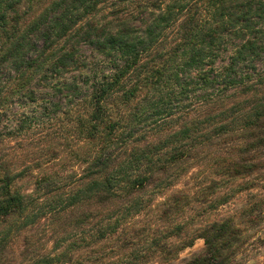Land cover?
<instances>
[{
    "label": "trees",
    "instance_id": "16d2710c",
    "mask_svg": "<svg viewBox=\"0 0 264 264\" xmlns=\"http://www.w3.org/2000/svg\"><path fill=\"white\" fill-rule=\"evenodd\" d=\"M42 1L0 0V264H231L195 223L264 177V0Z\"/></svg>",
    "mask_w": 264,
    "mask_h": 264
},
{
    "label": "rangeland",
    "instance_id": "374dc122",
    "mask_svg": "<svg viewBox=\"0 0 264 264\" xmlns=\"http://www.w3.org/2000/svg\"><path fill=\"white\" fill-rule=\"evenodd\" d=\"M41 3H44V0ZM24 10V6L20 8L21 12ZM11 110L12 113L17 114L24 112L23 109L15 106ZM43 131L41 129H32V131H26L18 138L5 141L7 149L13 150V153L16 154V160H14L13 164H16L18 168H21L20 165L31 164L32 160L38 157L39 149L46 148L45 146L38 145V138L41 134H44ZM45 134L47 136L46 140H48L46 150L50 148H62V144L64 143L62 137L64 136L59 128L48 127L45 129ZM252 178L256 179L255 184H257V187L255 186L253 189L234 196L231 188H237L236 186L239 181L235 183L234 187L228 185L220 189L217 195L230 196L228 197L229 201L220 205L214 211H208L204 217L198 214L196 217L197 223L195 225L197 226L221 220H230L235 227L240 229V244L235 249V253L230 260L231 264H264V201H262L264 200V189L262 188L264 177L254 175ZM192 183L193 181H189L186 178L178 183L175 189L191 188ZM188 213L194 216L192 211H188ZM24 235L35 236L37 235V230H29ZM23 243L24 239L21 237L18 245L22 246ZM204 247L202 239L195 240L194 245L181 252L178 259L172 264H183L191 257L200 254Z\"/></svg>",
    "mask_w": 264,
    "mask_h": 264
}]
</instances>
